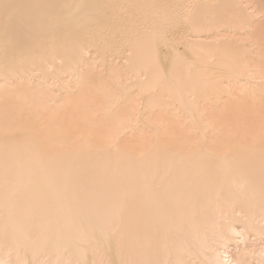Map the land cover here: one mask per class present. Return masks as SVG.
I'll list each match as a JSON object with an SVG mask.
<instances>
[{
	"label": "bare ground",
	"instance_id": "bare-ground-1",
	"mask_svg": "<svg viewBox=\"0 0 264 264\" xmlns=\"http://www.w3.org/2000/svg\"><path fill=\"white\" fill-rule=\"evenodd\" d=\"M0 264H264V0H0Z\"/></svg>",
	"mask_w": 264,
	"mask_h": 264
}]
</instances>
